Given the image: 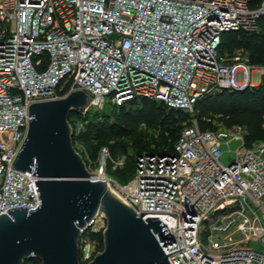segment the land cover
<instances>
[{
  "label": "built area",
  "instance_id": "obj_1",
  "mask_svg": "<svg viewBox=\"0 0 264 264\" xmlns=\"http://www.w3.org/2000/svg\"><path fill=\"white\" fill-rule=\"evenodd\" d=\"M260 16L264 0H0V212L10 216L6 207L28 211L38 203L29 177L34 163L28 173L9 167L32 117L31 101L80 88L90 98L80 111L134 97L191 111L203 94L250 85L252 70L264 74V65L217 48L221 31H254ZM244 133L242 123L200 129L190 121L170 151L135 154L125 182L110 186L99 177L135 213L161 211L141 218L156 215L166 226L169 237L154 236L164 253L174 250L166 254L169 264H264V138L245 144ZM231 139L242 148L222 163L221 146L228 149ZM100 155H108L105 146ZM103 223L94 212L81 232ZM81 235L79 264L93 254Z\"/></svg>",
  "mask_w": 264,
  "mask_h": 264
},
{
  "label": "water",
  "instance_id": "obj_2",
  "mask_svg": "<svg viewBox=\"0 0 264 264\" xmlns=\"http://www.w3.org/2000/svg\"><path fill=\"white\" fill-rule=\"evenodd\" d=\"M89 99L73 88L28 104L32 117L9 167L28 173L34 163L29 177L38 203L28 211L25 205L6 207L10 216L0 212V264H22L28 256L38 264H79L78 238L94 212L104 219L101 248L82 264H169L166 254L174 250L164 253L158 243L169 237L166 226L156 215L141 218L142 212L161 211L135 213L103 178L91 175L72 145L68 112Z\"/></svg>",
  "mask_w": 264,
  "mask_h": 264
},
{
  "label": "trees",
  "instance_id": "obj_3",
  "mask_svg": "<svg viewBox=\"0 0 264 264\" xmlns=\"http://www.w3.org/2000/svg\"><path fill=\"white\" fill-rule=\"evenodd\" d=\"M254 5L258 0H248ZM240 47L245 53L247 61L251 64L264 65V18H257V29L245 31L242 29H229L219 33L217 48L220 51H231ZM115 111L108 118L99 109H86L84 111L72 109L68 112L67 120L71 130V142L74 147L76 139L84 143L86 152L90 157L96 154L97 148L105 144L110 152L124 153V144L132 149L126 153L125 164L115 167L114 175L121 181L129 178L133 170L134 155L146 152H167L172 148L185 118V112L179 108L167 107L161 101L147 97H137L125 100L120 104H113ZM217 106V107H216ZM240 107L244 110V142L264 138V127L261 124L260 114L264 112V74L259 76L258 82L242 88L220 89L213 93L203 94L192 103V111L200 129L206 128L208 123L200 119L204 113L219 112L225 109ZM80 117L83 121L81 129L77 132L72 127L71 117ZM154 127L156 135L142 132L141 127ZM126 139V142L122 138ZM151 144V146H148ZM75 148V147H74ZM81 155V154H80ZM82 157V156H81ZM87 234L96 240L97 248H101L100 229L92 230L86 227L82 234ZM39 259L28 256L22 264H38Z\"/></svg>",
  "mask_w": 264,
  "mask_h": 264
},
{
  "label": "rangeland",
  "instance_id": "obj_4",
  "mask_svg": "<svg viewBox=\"0 0 264 264\" xmlns=\"http://www.w3.org/2000/svg\"><path fill=\"white\" fill-rule=\"evenodd\" d=\"M226 53L228 55L234 54L237 55L240 59H243L245 56L244 51L242 50V48L240 47H236L234 49H232L231 51ZM236 78H239V71H236L235 73ZM259 79V75L252 71L250 73V81L252 82L251 84H255L258 82ZM227 89V88H226ZM228 90V89H227ZM217 107V106H216ZM232 108V107H231ZM115 106L110 103V102H104L102 104V106L99 108V112L104 113L108 118H110L112 116V113H114L115 111ZM222 110H220L219 112H210L207 111L206 113L203 114V116L200 118L203 120L204 124L205 122L208 123L207 125H205L206 128H216V127H229L230 125L236 124V123H242L244 124V117L246 116L244 113V110H241L240 107H233L232 109H225V108H221ZM184 111V110H183ZM185 112V118L183 119L182 124L184 122H190V121H195V123H197L196 117L193 114L192 108L191 111H184ZM260 118H261V124L264 127V112L260 114ZM72 121V127L74 129L75 132H77L79 129H81V125H82V120L80 119V117H71L70 118ZM198 124V123H197ZM142 132L146 133V134H150L153 137H155L156 135V129L154 127H141ZM123 141L126 142L125 137L122 138ZM228 149H226L225 145L221 146V153L219 154L218 158L222 163H227L230 159L233 158V149L235 148H242V145L240 144L239 140H235V139H231L228 140ZM101 146H105V148L107 149V153L108 155H103V158L101 160V162H99V156H100V147ZM148 146H151V144H149ZM74 147L75 149L81 154L83 161L85 162L86 168L88 171L91 172L92 176H96V175H103L105 178H107L109 180V185L112 186L111 184L113 182H119L121 183V179L120 177L114 175V169L115 167H120L121 165L125 164V157L124 155L126 153H131L132 149L127 145V143L124 144V153H114L113 155L110 154L107 146L105 144H101L99 145V147L97 148L96 154L92 157H90L88 155V153L85 150L84 147V143L79 140L76 139L74 141ZM100 167V169H99ZM125 182V181H123ZM260 203L262 205H264V193L260 196ZM233 205L229 204L226 206V208L221 209L216 211L213 215H210L207 217V222H211L214 217L218 214L221 213H226L228 211V209L232 208ZM237 219L236 215H233V221H235ZM99 221H97L93 227L96 226V224L98 225ZM201 229L203 230L201 232V237L203 240H205V236H204V230H205V223L201 222ZM216 231H211L209 232V237H213ZM82 234V232H81ZM240 236L239 232H234L232 233V237H238ZM83 238H89L90 241V248H91V252H95L96 250H98L97 245H96V240L92 237H89L87 234H82L80 239ZM248 245H252V246H258L257 243H254L253 239H249ZM239 245H246L244 243H241ZM78 261H81L78 257Z\"/></svg>",
  "mask_w": 264,
  "mask_h": 264
},
{
  "label": "bare ground",
  "instance_id": "obj_5",
  "mask_svg": "<svg viewBox=\"0 0 264 264\" xmlns=\"http://www.w3.org/2000/svg\"><path fill=\"white\" fill-rule=\"evenodd\" d=\"M252 71H254V70H252ZM255 72V71H254Z\"/></svg>",
  "mask_w": 264,
  "mask_h": 264
}]
</instances>
